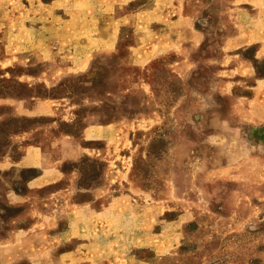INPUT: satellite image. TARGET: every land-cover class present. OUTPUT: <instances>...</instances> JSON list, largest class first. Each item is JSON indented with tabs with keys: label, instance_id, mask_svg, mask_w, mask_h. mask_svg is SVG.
Wrapping results in <instances>:
<instances>
[{
	"label": "rangeland",
	"instance_id": "1",
	"mask_svg": "<svg viewBox=\"0 0 264 264\" xmlns=\"http://www.w3.org/2000/svg\"><path fill=\"white\" fill-rule=\"evenodd\" d=\"M0 264H264V0H0Z\"/></svg>",
	"mask_w": 264,
	"mask_h": 264
}]
</instances>
